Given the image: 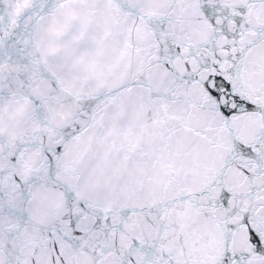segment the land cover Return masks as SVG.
<instances>
[{"label":"snow or ice","instance_id":"6c2138e0","mask_svg":"<svg viewBox=\"0 0 264 264\" xmlns=\"http://www.w3.org/2000/svg\"><path fill=\"white\" fill-rule=\"evenodd\" d=\"M0 264H264V0H0Z\"/></svg>","mask_w":264,"mask_h":264}]
</instances>
